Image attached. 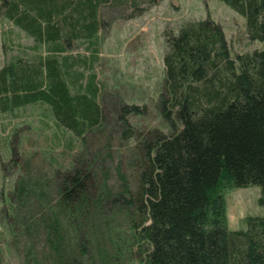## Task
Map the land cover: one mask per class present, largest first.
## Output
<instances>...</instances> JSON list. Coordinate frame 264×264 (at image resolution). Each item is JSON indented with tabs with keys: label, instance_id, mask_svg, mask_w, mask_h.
Segmentation results:
<instances>
[{
	"label": "trees",
	"instance_id": "16d2710c",
	"mask_svg": "<svg viewBox=\"0 0 264 264\" xmlns=\"http://www.w3.org/2000/svg\"><path fill=\"white\" fill-rule=\"evenodd\" d=\"M219 1L245 18L248 45H263L232 55L211 17L165 32L161 114L170 131L152 130L137 144V191L112 195L132 212L131 239L141 264H264V216H249L243 229H230L221 194L257 186L264 205V0ZM157 3L0 0L2 20L32 40L25 47L30 54L23 50L0 66V114L15 117L28 106H44L57 128L76 140H67L69 149L84 145L106 121L104 83L96 70L107 26L104 7H124L136 18ZM122 110L126 123L142 111L128 104ZM88 167L71 162L56 175L60 205L80 250L61 264H85L79 256L87 242L79 239L89 220Z\"/></svg>",
	"mask_w": 264,
	"mask_h": 264
},
{
	"label": "rangeland",
	"instance_id": "374dc122",
	"mask_svg": "<svg viewBox=\"0 0 264 264\" xmlns=\"http://www.w3.org/2000/svg\"><path fill=\"white\" fill-rule=\"evenodd\" d=\"M157 1L136 18L124 7H104L107 26L96 70L104 83L106 121L86 136L84 145L69 149L67 140H76L57 128L44 106H28L15 117L0 114V264H61L78 256V240L68 212L61 208L56 175L81 161L92 168L93 176L86 192L89 220L83 222L79 239L87 242V251L80 259L85 264H141L131 239L132 212L112 195L137 191V144L148 140L152 130L170 131L161 114L165 32L177 33L187 21L211 17L222 26L232 55L242 47L251 51L263 45H248L242 36L245 18L219 0ZM31 44L0 17V66L23 50L30 54L25 47ZM126 104L142 109L128 116L127 123L122 110ZM221 194L230 229H243L249 216H264L259 187L226 188Z\"/></svg>",
	"mask_w": 264,
	"mask_h": 264
}]
</instances>
